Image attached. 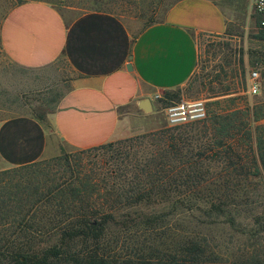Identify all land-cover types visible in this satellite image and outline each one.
I'll return each mask as SVG.
<instances>
[{
	"label": "trees",
	"instance_id": "trees-1",
	"mask_svg": "<svg viewBox=\"0 0 264 264\" xmlns=\"http://www.w3.org/2000/svg\"><path fill=\"white\" fill-rule=\"evenodd\" d=\"M263 119L211 111L0 170V264H264Z\"/></svg>",
	"mask_w": 264,
	"mask_h": 264
},
{
	"label": "crops",
	"instance_id": "crops-1",
	"mask_svg": "<svg viewBox=\"0 0 264 264\" xmlns=\"http://www.w3.org/2000/svg\"><path fill=\"white\" fill-rule=\"evenodd\" d=\"M226 1L177 0L140 30L108 11L68 19L42 1L14 7L2 26L9 56L28 67L63 58L69 75L45 120L32 114L0 122V170L151 129L139 100L151 98L155 109V95L189 82L200 56L198 35L228 30Z\"/></svg>",
	"mask_w": 264,
	"mask_h": 264
},
{
	"label": "rangeland",
	"instance_id": "rangeland-1",
	"mask_svg": "<svg viewBox=\"0 0 264 264\" xmlns=\"http://www.w3.org/2000/svg\"><path fill=\"white\" fill-rule=\"evenodd\" d=\"M27 1L49 3L68 19L91 10L108 11L140 30L163 18L177 0H0V122L32 115L35 111H53L67 90L69 71L63 58L44 67H28L14 61L3 46L2 26L7 14ZM257 2L226 1L228 30L219 35H198L200 56L197 68L182 87L180 99L173 102L182 98H203L207 104V117L211 111H226L237 106L264 108V26L261 23L264 13L258 10ZM253 69L260 73L261 89L257 94L248 90L249 75ZM160 93L163 96L165 91ZM171 102L155 100L156 107L149 112L154 124L140 134L172 127L167 123L164 112ZM123 146L135 147L136 141L125 142ZM259 186L263 190L264 182ZM211 233L228 235L232 230L216 226Z\"/></svg>",
	"mask_w": 264,
	"mask_h": 264
},
{
	"label": "built area",
	"instance_id": "built-area-1",
	"mask_svg": "<svg viewBox=\"0 0 264 264\" xmlns=\"http://www.w3.org/2000/svg\"><path fill=\"white\" fill-rule=\"evenodd\" d=\"M258 10L264 13V0H258ZM264 26V19L262 20ZM260 73L253 69L249 75L248 90L252 94L260 92ZM162 95H155L154 100H160ZM166 121L170 126H180L204 120L207 117V104L203 98H182L174 101L164 108Z\"/></svg>",
	"mask_w": 264,
	"mask_h": 264
},
{
	"label": "water",
	"instance_id": "water-1",
	"mask_svg": "<svg viewBox=\"0 0 264 264\" xmlns=\"http://www.w3.org/2000/svg\"><path fill=\"white\" fill-rule=\"evenodd\" d=\"M128 67L131 68V65L129 64ZM138 105L145 112H152L154 110V105H153L152 99L149 97H144V98L140 99Z\"/></svg>",
	"mask_w": 264,
	"mask_h": 264
}]
</instances>
